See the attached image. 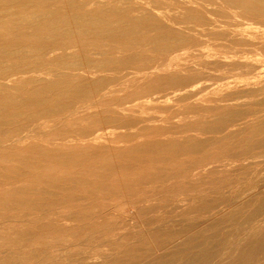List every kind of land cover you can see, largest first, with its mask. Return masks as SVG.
<instances>
[{
    "label": "bare ground",
    "instance_id": "6f19581e",
    "mask_svg": "<svg viewBox=\"0 0 264 264\" xmlns=\"http://www.w3.org/2000/svg\"><path fill=\"white\" fill-rule=\"evenodd\" d=\"M0 264H264V0H0Z\"/></svg>",
    "mask_w": 264,
    "mask_h": 264
},
{
    "label": "rangeland",
    "instance_id": "374dc122",
    "mask_svg": "<svg viewBox=\"0 0 264 264\" xmlns=\"http://www.w3.org/2000/svg\"><path fill=\"white\" fill-rule=\"evenodd\" d=\"M208 8L210 9V11H212L214 13V16H213L214 19H216L218 21H225L224 18L218 16V12H216V10H217L216 5L209 6Z\"/></svg>",
    "mask_w": 264,
    "mask_h": 264
}]
</instances>
